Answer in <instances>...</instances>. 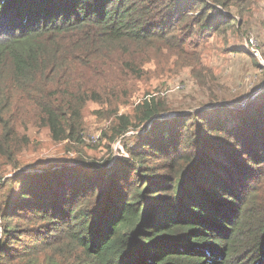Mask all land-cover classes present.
Instances as JSON below:
<instances>
[{
	"label": "trees",
	"instance_id": "16d2710c",
	"mask_svg": "<svg viewBox=\"0 0 264 264\" xmlns=\"http://www.w3.org/2000/svg\"><path fill=\"white\" fill-rule=\"evenodd\" d=\"M258 26L264 0H0V264H264V88L242 98L198 47ZM151 60L208 100L119 113ZM88 102L127 156L17 171L30 130L83 144Z\"/></svg>",
	"mask_w": 264,
	"mask_h": 264
},
{
	"label": "rangeland",
	"instance_id": "374dc122",
	"mask_svg": "<svg viewBox=\"0 0 264 264\" xmlns=\"http://www.w3.org/2000/svg\"><path fill=\"white\" fill-rule=\"evenodd\" d=\"M199 47L202 62L206 68H213L214 73L220 72V75L227 76L226 81L230 85L241 83L242 86L246 85V89L239 94L242 98L254 99L264 88V80L261 83V78L264 77V28L259 30V26L256 31L249 34L248 37H241L236 35H228L226 38L210 36L205 43H202ZM228 48L240 49L246 52H233ZM257 54L258 63L260 68L255 67L254 60H257L254 54ZM155 62L151 60L147 62L144 69L146 76L143 80L136 81V84L131 89L129 100L120 107L119 113H126L133 108V106L139 102L142 97L147 93H160L165 95L176 102L177 104H186L192 108L199 106L203 101L208 100L209 95H202L200 86L195 83V79L189 75L188 70L183 69L178 72L174 68L168 66L164 67V70L158 69ZM170 68V71H169ZM255 83V87H252ZM190 96L192 102L189 99L186 102H182L183 97ZM221 97L215 99L217 103ZM221 101H224L222 99ZM225 104L232 108L235 106L231 102L225 101ZM241 104V102H240ZM176 105V104H175ZM213 104H205L201 108L195 110L212 108ZM99 109L96 103L88 102L83 112V144L73 146L67 141L65 142H53L50 139L48 129L42 127L39 130H30V144L27 149L22 150L18 165V172H30L34 167L24 168V165H32L33 163L47 161L49 159H60L68 157L70 159L81 156L87 161L104 160L111 156L110 162L112 163L116 157L127 156L126 150L123 148L122 137L117 138L114 141H110L108 136L110 135V119H101L94 112ZM174 114L167 115L170 117ZM135 132H129L126 135H134ZM107 134L108 136H104ZM84 154V155H83ZM3 164L0 162V167ZM11 168L5 167L0 172V178L3 180L12 176L10 174ZM41 172V171H40Z\"/></svg>",
	"mask_w": 264,
	"mask_h": 264
},
{
	"label": "built area",
	"instance_id": "2783aa9c",
	"mask_svg": "<svg viewBox=\"0 0 264 264\" xmlns=\"http://www.w3.org/2000/svg\"><path fill=\"white\" fill-rule=\"evenodd\" d=\"M255 56L257 55L256 53L254 54ZM257 57V56H256Z\"/></svg>",
	"mask_w": 264,
	"mask_h": 264
}]
</instances>
